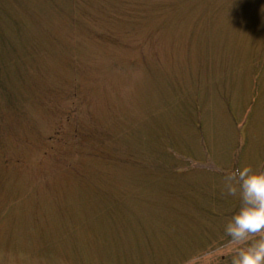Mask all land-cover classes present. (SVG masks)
<instances>
[{"label":"rangeland","instance_id":"374dc122","mask_svg":"<svg viewBox=\"0 0 264 264\" xmlns=\"http://www.w3.org/2000/svg\"><path fill=\"white\" fill-rule=\"evenodd\" d=\"M246 166L264 0H0V264H232Z\"/></svg>","mask_w":264,"mask_h":264},{"label":"clouds","instance_id":"9594fccd","mask_svg":"<svg viewBox=\"0 0 264 264\" xmlns=\"http://www.w3.org/2000/svg\"><path fill=\"white\" fill-rule=\"evenodd\" d=\"M227 195L239 198L242 206L225 226L232 242L247 241L251 235L264 232V172L251 166L237 169L224 177ZM232 264H264V239L241 248Z\"/></svg>","mask_w":264,"mask_h":264},{"label":"trees","instance_id":"16d2710c","mask_svg":"<svg viewBox=\"0 0 264 264\" xmlns=\"http://www.w3.org/2000/svg\"><path fill=\"white\" fill-rule=\"evenodd\" d=\"M218 209H219V208H218ZM204 210H205V209H204ZM214 211L217 212L218 215L221 214V212H218V211H217V208H214ZM232 212H233V214H235V210H233V211H231V212H229V213H232ZM218 215H216V216H218ZM224 218H226V217L224 216ZM209 229H210V228H209ZM212 229H214V227H213ZM212 229H210V230H212ZM212 231H213V230H212ZM218 234H219V235H218L217 237H215V236H214V237H209V239L212 240V241H213V240H218L217 238H218L219 236H221V235H225L226 232H224V233H222V234H221V233H218ZM226 239H228V238H226ZM212 241H211V242H212ZM207 245H209V244H207Z\"/></svg>","mask_w":264,"mask_h":264}]
</instances>
